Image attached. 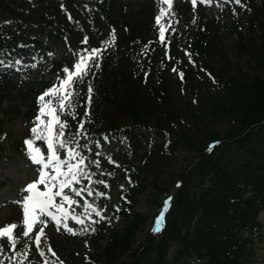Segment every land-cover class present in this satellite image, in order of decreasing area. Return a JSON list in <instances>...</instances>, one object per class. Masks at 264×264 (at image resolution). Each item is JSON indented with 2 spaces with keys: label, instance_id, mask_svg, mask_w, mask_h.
<instances>
[{
  "label": "trees",
  "instance_id": "16d2710c",
  "mask_svg": "<svg viewBox=\"0 0 264 264\" xmlns=\"http://www.w3.org/2000/svg\"><path fill=\"white\" fill-rule=\"evenodd\" d=\"M238 6L247 28L236 35L231 58L221 40L225 25L205 15L201 0H172L170 9L164 0H139L136 10L129 0H0V167L29 155L26 140L46 146L31 133L39 123L38 97L59 86L64 68L74 70L79 55L100 49V66L74 87V106L60 112L53 100L56 114L70 125L66 134L85 122L86 132L75 137L79 146L69 147L85 157L90 179L74 182L83 190L74 201L107 200L125 170L134 178L116 194L125 227L113 230L105 246L95 238L89 257L73 254L64 264L255 263L264 237V0ZM161 10L167 17L197 18L195 36L167 34L160 51L151 27ZM242 57L248 58L246 69ZM13 119L21 120L23 132L8 154L7 124ZM217 123L225 125L221 134ZM99 142L115 143L109 158L96 156ZM179 153L180 173H169ZM58 154L68 158L66 150ZM176 183L161 231L137 243L147 221L133 210L137 195L151 186L160 196ZM98 221L97 227L104 225ZM17 248L25 250L22 243Z\"/></svg>",
  "mask_w": 264,
  "mask_h": 264
},
{
  "label": "rangeland",
  "instance_id": "374dc122",
  "mask_svg": "<svg viewBox=\"0 0 264 264\" xmlns=\"http://www.w3.org/2000/svg\"><path fill=\"white\" fill-rule=\"evenodd\" d=\"M129 1L135 6L136 10L139 0ZM203 4L205 7L206 16L211 19H216L225 25V28L221 31L222 45L225 47V53L231 58H234L235 51H233V47L235 45V37L239 32H244L247 28L244 10L230 0H208V2H204ZM197 23L198 19L194 18L192 15H188L185 18L179 17V15L172 17L162 16L160 25L156 23V20L152 24L151 28H154L152 31V37H155L153 42H156L162 48L160 51H164L163 45L165 39L162 43L159 38L161 25H163L165 28V37L168 34L172 38L184 40L195 36ZM193 57L194 55H191V53L188 52L187 60L191 61L193 60ZM248 62L249 61L247 57H242L239 61V64L246 69ZM187 98L192 99L194 97L189 94L187 95ZM7 129L10 132V142L6 147L8 149L7 153L9 154L11 142L18 138L23 132V124L21 120L13 119L7 124ZM216 129L218 133L221 134L224 132L225 125L223 123H217ZM110 145L111 147H103L102 145L96 156H101L103 159L109 158L110 154L115 148V143ZM180 153L177 162L173 165L169 173H180ZM42 154H44L45 158H47V151L42 152ZM61 159L67 160L64 158ZM91 159H93V157L90 158V160ZM70 162L76 163V161ZM62 170L67 171L66 168ZM40 171L41 166L33 163L30 157H19L14 160H7L0 169V181L2 182V185L0 186V228L12 223H17L20 225V227L14 231L15 236H18L19 232L23 230V216L20 202H22L23 198L29 194L25 191L27 185L38 180ZM46 171H49L50 174H55L52 169H48ZM130 173L131 171L125 170L124 175H122L120 179L115 180L113 188L116 191H113L112 197L108 198L107 200L97 203L79 202L73 203L71 205H69L67 202H64V208L68 210L70 216L79 215L85 220V224L80 225L76 224L75 221L71 220L70 218L68 219V226L73 228V231L77 233L76 235L69 234L64 230L63 220L60 225V230L57 231L55 222L50 221V218H45L49 220V223L44 229V235L41 237L40 250L45 253L43 257L39 255V251L36 250L35 244L32 243V241H30L27 237L18 236L20 243H22L24 246H27L28 256L30 255L32 258L28 264H45V261H47V264H63L66 263V261H70V258L73 254L78 256L79 259H81L83 256L87 258L95 249V238L98 239L99 245L105 246L110 233L113 230H122L126 225L124 216L118 213V201L116 194L117 190L125 189L133 185L134 178L130 175ZM117 174L120 173L117 172ZM142 179L143 178H141V181ZM38 187L41 191L46 190L44 185H38ZM178 187L179 183L171 185L169 186L168 192L161 194L160 196L155 194V190L151 186H146L143 191L139 192L136 197L133 210L143 214L144 216H147V221L137 235V243L145 240L151 234H158L161 231L162 223L160 231H153L157 218L161 216L158 215L154 217V214L157 210V205L162 202L163 208H165V201L169 199L167 197L175 195ZM72 189L73 187L71 186V188H66L64 192L67 195L71 194ZM56 190L57 189L55 188L53 189L54 192ZM55 201L57 204H60L62 197H56ZM86 204H92L93 207L96 208V210L99 211L101 216L104 218L101 219V216H97L95 212H92L91 217L89 218L88 213L85 211ZM111 210H114L115 214H112L110 212ZM88 211L91 210L89 209ZM261 218L264 221V213L261 215ZM98 220L101 222L103 221L104 225L97 227V224L100 223ZM90 225H93L92 229H95V231L91 229L90 233L86 235L83 233L84 231H82V229L87 228V230H89ZM38 230L39 227H35L31 235L34 237ZM0 243L4 244L5 248H7L6 238L0 239ZM32 248H35V254L29 253V250H32ZM49 248L51 251H49ZM53 252L55 253V256L52 255ZM254 264H264V237L258 241L257 254Z\"/></svg>",
  "mask_w": 264,
  "mask_h": 264
},
{
  "label": "snow or ice",
  "instance_id": "6c2138e0",
  "mask_svg": "<svg viewBox=\"0 0 264 264\" xmlns=\"http://www.w3.org/2000/svg\"><path fill=\"white\" fill-rule=\"evenodd\" d=\"M201 2H208V0H201ZM236 4H241V0H234ZM169 6L172 5V0H164ZM196 3V0H193ZM243 6V5H242ZM165 15L164 10H161L160 15L156 17V23L161 24V17ZM159 38L161 42L165 39V28L163 25L160 27ZM112 41H115V33L112 34ZM88 38L82 41V43H88ZM101 55L100 49H91L86 55H79L77 62L74 63V70H69V68H64V73H66V78L60 79L59 86H53L49 90L45 91L42 95L38 97L40 103L39 113L36 117L37 123L32 129L31 133L37 141H44L47 146V158L42 154L39 147L34 146V141L29 139L25 143L27 145L30 158L33 163L41 166V171L39 172V178L36 182L27 185L25 191L29 193L26 195L21 203L22 208V224L23 230L19 232L18 236L27 237L32 243L35 244L36 250L39 251V255L43 257L45 253L40 250L41 237L44 235V229L47 227L49 220L45 218H50V221H54L56 224V230H60V225L63 220V228L69 234L76 235L72 227L68 226V219L75 221L76 224L84 225L85 220L79 215H71L68 210L64 208V202L69 205L75 203L65 192L66 188H71L73 182L79 184L80 179L89 178L87 172L84 171L85 157L81 155L80 152L75 150V147H69L71 144L79 146L78 141L75 139L76 136H80L86 132L85 122L81 121L77 125L75 133L68 132L66 134V129L70 128V125L66 121H62L60 116L56 114L57 107L60 112H64L65 109H71L74 104V87L85 83V78L93 71V68H98L99 58ZM16 64H20L21 61L17 60ZM4 62L0 60V66H3ZM12 67V64L8 65ZM172 71H177L173 68ZM181 79H183V73H179ZM92 86L87 85V97L85 104L87 106L91 105L92 102ZM45 97H49L46 101ZM53 100L57 107L53 106ZM85 115H88L86 109ZM75 115L74 113L72 114ZM49 117L47 122L43 117ZM55 129V134L53 130ZM108 138L105 137V140ZM86 147V145H85ZM60 150L67 151V160L61 159L58 153ZM77 157L79 159L77 160ZM70 161H76V163H71ZM93 163H99L98 161H93ZM114 163V162H113ZM66 168L67 171L62 169ZM48 169H52L55 174H50ZM103 184L104 181H97ZM38 185H44L45 191H41ZM57 189L55 192L53 189ZM76 196H80L83 190L72 189ZM88 195H93L91 189L88 190ZM98 195H105L104 193H98ZM56 197H62L60 204L55 201ZM171 197L165 201V208L171 203ZM91 211H88V210ZM54 210V211H53ZM85 211L88 213V217H91V213L95 212L97 216H101V213L93 207L92 204L85 205ZM164 209L161 210V216L157 218L155 226L153 228L154 232L160 231L161 223L163 220ZM104 217L101 216V219ZM39 225V230L33 237L34 228ZM20 227L17 223H12L0 228V239L6 238L7 248L5 245L0 243V264H4L5 258L8 260L9 264H24V261L28 259V250L25 246L23 252L19 251L17 246L20 244L18 236L14 235V231ZM95 231V229H92ZM82 231H87V228L82 229ZM49 251L51 249L49 248ZM11 253V255H9ZM55 256V253H52ZM19 258V259H17ZM47 264V261H45Z\"/></svg>",
  "mask_w": 264,
  "mask_h": 264
}]
</instances>
